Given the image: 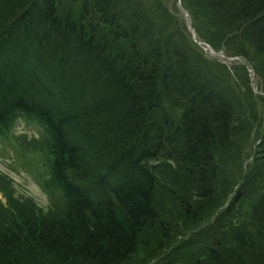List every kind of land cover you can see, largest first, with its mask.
<instances>
[{"label": "trees", "instance_id": "obj_1", "mask_svg": "<svg viewBox=\"0 0 264 264\" xmlns=\"http://www.w3.org/2000/svg\"><path fill=\"white\" fill-rule=\"evenodd\" d=\"M130 4L0 0V138L8 139L18 119L42 127L48 175L42 187L59 192L45 215L32 206H17L7 192L10 208L0 206V264H130L141 251L166 248L174 233L168 219L198 224L214 207L218 168L214 151H204L213 140L221 142L218 149L231 146L236 134L244 137L255 127L264 141V110L259 104L244 98L238 117L225 86L210 80L212 74L191 46L168 41V27L163 26L162 33L151 25L147 29ZM203 4L217 20L219 32L232 41L230 52L254 68L246 51L251 50L264 64V0ZM154 49L159 54L146 60L143 54ZM65 78L74 81L73 86ZM241 84L234 87L240 89ZM86 86L104 92L98 102ZM145 106L158 121L154 126L144 120ZM228 113L234 124L241 120L242 130L226 143L221 127ZM80 115L83 120L74 123ZM102 117L106 121L86 127L97 128L96 146L81 129ZM168 126L174 127L172 147L195 151L193 161L167 147L150 149L151 137L166 136ZM59 142L76 147L67 151ZM120 154L124 157L118 159ZM165 159L177 160L180 166L157 187L152 174ZM262 177L255 179L261 189L250 211V229L231 233L221 249V241L214 239L207 258L196 264H264ZM80 191L86 194L81 197ZM100 197L105 201L99 202ZM142 260L140 254L136 264Z\"/></svg>", "mask_w": 264, "mask_h": 264}, {"label": "rangeland", "instance_id": "obj_2", "mask_svg": "<svg viewBox=\"0 0 264 264\" xmlns=\"http://www.w3.org/2000/svg\"><path fill=\"white\" fill-rule=\"evenodd\" d=\"M128 1L131 3L130 5L135 11L137 9L140 12L143 20L147 23V29L149 28V25H151L155 32L159 33V29H163V26L168 27V41H178L181 44H189L191 46L195 58H197L198 61L203 62L205 69L208 68V74H212V76H209L210 80L216 82L217 87H219L218 83L225 86L227 100L234 105L235 110L244 98H247L249 102H253L250 100L251 98L255 103L259 104L262 110H264V64L262 62L260 63V60L256 58V53L254 54L251 50L246 51L251 55L250 58L256 64V67L254 68L252 67V64L247 62L242 56L230 52L231 48H233L231 44L232 41L229 40L228 35H223L216 28L217 20L212 17L213 14L210 10H207L206 6H204V0ZM77 9L78 7L75 6V12ZM241 68H243V71ZM246 68H248L249 72L246 71ZM81 75L82 73L79 72L77 76L81 77ZM249 75H252L251 78ZM65 79H69V84L73 86L74 81L72 82L70 78ZM84 80L86 79L83 78V81ZM237 83H242L240 89L234 87ZM6 84L11 92L12 84L9 81H7ZM13 84L19 86L16 82ZM87 89L88 93L93 95L94 100L97 102L99 97L101 98L104 93L96 88L97 93L93 92L94 89L89 87H87ZM85 105L88 104L85 103ZM93 107L95 108L96 105H93ZM107 117L99 118L96 122H85L83 129L80 128L83 133L88 135L89 139H92L91 142H95L96 146L98 140L96 139L97 134L95 131L97 128L94 129V126H92L87 129L86 127L93 125V123H103L106 121ZM82 120L83 117L80 115L76 118V122L74 123L80 124ZM20 129L26 132L34 131L33 129L26 130L24 126H21ZM90 129H93V131H90ZM98 129H100V127H98ZM109 130L106 131L107 134ZM19 132L16 134H19ZM254 132L255 127L251 130H247V134L244 137L240 136V133L236 134L231 146L229 144L224 148L214 150L213 154L218 166L219 174L214 183V189L216 188L215 195L217 196L215 203L216 207L211 211H207V215H205L206 213L201 215L202 219L198 223L199 225L186 224L182 219H178L177 217L168 219L169 225L174 232L170 240L180 248L176 253L181 263L177 264H192L195 260L193 259L190 261L192 257L198 256L196 259L203 257L205 250L211 244L210 239H212L214 235V229L210 228L213 227L211 226L213 222L212 220L226 225L221 227L223 239L220 240L221 238L219 236L217 239V241L223 243H225L224 241H229V237L226 236L230 235L233 230L232 228H234L235 232L244 231L249 227L248 226L245 229L240 228L248 223L250 218L248 216L250 206H252L255 200L260 196V193L257 190L259 184L251 186L248 183L250 182L249 174H251V169L255 164L264 163L263 135L255 134ZM261 132H264V127ZM59 144L60 146L66 147L63 149L67 151L70 148L73 150V148L76 147V145L72 144H68V146L62 145L60 142ZM116 156L117 155L113 156L112 160H114ZM120 157H124V155H118V159H120ZM0 169L13 179V182H15L16 193L20 196L31 197L42 207L47 206V199L45 195L40 192L36 181H34L33 176L27 170L26 161L17 157L12 149L8 152L0 150ZM122 169L125 171L124 168ZM90 178H95V176L91 174ZM238 190H241V194L244 195L240 198L241 205H236L240 207L233 209L232 213H227V204H229V200L234 198V192ZM4 192V190H0V196H6V193ZM78 195L81 197L83 196L81 193ZM158 195L162 197L159 189ZM104 199L105 198L100 197L99 202H103ZM68 200L73 203L70 197ZM77 200L78 197L75 198V201ZM172 213L177 216L174 212ZM226 227H229L230 229H227ZM215 232L217 233V230ZM204 246L205 250L202 253ZM224 247L225 246L222 244L219 246V249ZM162 249L163 247L149 252L147 250L146 252H140V247L138 251L143 258L140 264L156 263L161 257L162 259L160 263L165 262L166 259L163 257ZM164 250H166V248H164ZM140 254L138 253L136 260L130 264H136L140 259Z\"/></svg>", "mask_w": 264, "mask_h": 264}, {"label": "bare ground", "instance_id": "obj_3", "mask_svg": "<svg viewBox=\"0 0 264 264\" xmlns=\"http://www.w3.org/2000/svg\"><path fill=\"white\" fill-rule=\"evenodd\" d=\"M160 30V32L162 33L163 32V30L162 29H159ZM169 38V34H167V39ZM157 54H159V50L158 49H154V50H151L150 52H149V54H146V55H144L143 54V57L147 60V56L148 55H150L151 57L153 56V55H157ZM9 81H11V82H16L15 80H14V77L13 76H9L8 78H7ZM1 80H3V77H0V81ZM1 83V82H0ZM17 83V82H16ZM15 92V91H14ZM159 98V97H158ZM197 102H200V100H198ZM196 102V103H197ZM175 107H177L178 108V106L177 105H175ZM144 120H146L147 122V125H152L153 124V126H154V124L155 123H158V121L157 120H155V118H154V115H153V111H151V110H149V107H147V106H145L144 108ZM227 109H229V107H227ZM230 110V109H229ZM224 117H225V123L223 124V126L221 127V130L224 132V139H226V143H227V139H228V137L230 138L231 137V135H233L234 133H235V131H236V129H237V124H234L232 121H231V116L229 115V113H228V115L226 116V115H224ZM158 120H160L161 121V119L159 118ZM227 123V124H226ZM174 127H171V126H168L167 128H164V129H167V134H166V136L164 135H161V134H158V133H156V134H154L153 135V137H151V140H150V142H151V146H150V149H154V148H159V146H161V147H167L168 149H170V150H172L173 152H175L176 153V155H181V156H183L184 158H186V159H190V161H193V156H194V153H195V151H192V150H190V149H185V148H183V147H181V146H174V148L172 147V143H174L175 141H174V139H172L171 138V135H172V133H173V129ZM164 129H161V130H164ZM155 130H158L157 128H155ZM214 142H212L211 144H210V142L208 143V147L204 150L205 152H207V151H209V152H212V151H214V150H216V149H218L219 147H220V145H221V142L220 141H216V140H213ZM176 147V148H175ZM208 152V153H209ZM214 153V152H213ZM212 153V154H213ZM214 155V154H213ZM208 156V155H207ZM153 184H155V183H158V180H156L155 181V183L154 182H152ZM80 193L82 194V195H85L86 194V192L85 191H80ZM71 194V193H70ZM74 194H77V193H75L74 192ZM70 196V198H71V200H72V195H69ZM75 197V196H74ZM202 219V218H201ZM251 220L252 219H250L249 218V221H248V223L247 224H250L251 223ZM201 221V220H200ZM213 222H212V224H211V226H213V227H210V228H212V229H214V235H213V237H212V239H218L219 237L221 238V239H223V236H222V234H221V229L220 228H218V225H220L221 223L220 222H215L214 220H212ZM188 224L190 225H199V224H196V223H192V222H188ZM240 228H245L244 226H241ZM233 230H234V228H232ZM217 230V233L215 232ZM220 235H219V234ZM219 236V237H218ZM239 250H242L241 249V247H239Z\"/></svg>", "mask_w": 264, "mask_h": 264}]
</instances>
